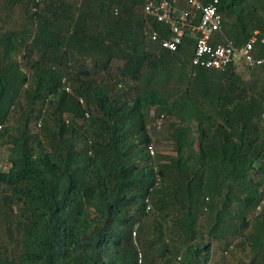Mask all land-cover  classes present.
Returning a JSON list of instances; mask_svg holds the SVG:
<instances>
[{
	"label": "trees",
	"instance_id": "trees-1",
	"mask_svg": "<svg viewBox=\"0 0 264 264\" xmlns=\"http://www.w3.org/2000/svg\"><path fill=\"white\" fill-rule=\"evenodd\" d=\"M144 5L0 0V264H264V63L195 68ZM219 12L264 36V0Z\"/></svg>",
	"mask_w": 264,
	"mask_h": 264
},
{
	"label": "built area",
	"instance_id": "built-area-1",
	"mask_svg": "<svg viewBox=\"0 0 264 264\" xmlns=\"http://www.w3.org/2000/svg\"><path fill=\"white\" fill-rule=\"evenodd\" d=\"M182 2L186 4V8L182 7ZM144 12L168 28L170 35L162 40V45L171 53L178 52L186 38L194 40L192 65L195 68L226 70L241 65L248 69L264 63V60L255 59L259 47L264 48V36L259 31L251 34L249 40L241 47H236L229 40L221 43L216 39L217 35L223 36L224 19L219 12V0H214L208 5L202 0H145ZM152 31V39L157 42L161 33L157 29ZM67 92H71L69 87ZM166 119L164 115L159 117L156 127L160 129ZM151 154H155L154 150ZM263 207L264 189L258 210ZM134 237L136 238V233ZM139 264H142V255Z\"/></svg>",
	"mask_w": 264,
	"mask_h": 264
},
{
	"label": "rangeland",
	"instance_id": "rangeland-1",
	"mask_svg": "<svg viewBox=\"0 0 264 264\" xmlns=\"http://www.w3.org/2000/svg\"><path fill=\"white\" fill-rule=\"evenodd\" d=\"M241 65L237 66L236 67V72L237 74L245 81H247L249 79V70L246 69V67L242 66L241 68ZM161 149H165V150H168L169 147L162 144L160 145Z\"/></svg>",
	"mask_w": 264,
	"mask_h": 264
}]
</instances>
